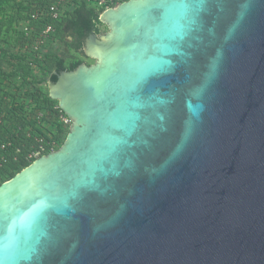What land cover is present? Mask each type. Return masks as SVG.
Masks as SVG:
<instances>
[{
  "label": "water",
  "instance_id": "95a60500",
  "mask_svg": "<svg viewBox=\"0 0 264 264\" xmlns=\"http://www.w3.org/2000/svg\"><path fill=\"white\" fill-rule=\"evenodd\" d=\"M156 3L49 77L72 123L0 184V264H264V0Z\"/></svg>",
  "mask_w": 264,
  "mask_h": 264
},
{
  "label": "trees",
  "instance_id": "16d2710c",
  "mask_svg": "<svg viewBox=\"0 0 264 264\" xmlns=\"http://www.w3.org/2000/svg\"><path fill=\"white\" fill-rule=\"evenodd\" d=\"M53 1L0 0V142L10 141L6 150L0 149V184L36 159L28 160L26 155L38 145L37 137L56 138V149L63 144L69 127L59 120L58 100L42 86L48 77L56 81V72L75 69L83 62L73 53L62 54L56 45L64 43L82 51L89 34L100 30V14L106 9L96 2L67 0L61 5L60 18L54 19L49 10ZM34 13L38 18L32 17ZM26 24L31 25L30 33L24 29ZM48 24H53L54 31L39 49L33 48ZM7 64L10 68L4 70ZM19 74L21 79L16 77ZM23 84L29 86L21 92ZM50 151L47 148L45 153Z\"/></svg>",
  "mask_w": 264,
  "mask_h": 264
},
{
  "label": "built area",
  "instance_id": "2783aa9c",
  "mask_svg": "<svg viewBox=\"0 0 264 264\" xmlns=\"http://www.w3.org/2000/svg\"><path fill=\"white\" fill-rule=\"evenodd\" d=\"M67 0H54L49 7V10L53 16L54 19H58L61 16V5ZM81 1V0H79ZM90 1L91 3H98L99 6H106V8L109 7H113L111 3H113V0H87ZM116 6V5H114ZM33 18H38V13H34L32 15ZM25 31L27 33H30L32 28L31 25L26 24L24 27ZM54 31V26L53 24H48L47 26H45V28L43 29V31L40 34V38L42 39L41 42H37L33 45V48L35 49H39L41 44L44 43V41L49 37V34ZM59 107V106H58ZM60 108V107H59ZM61 109V108H60ZM39 115L41 116L42 113L40 112ZM59 120L60 122L63 124L64 127H70L71 123H72V119L61 109V113L59 115ZM30 135V134H28ZM38 145L36 146V148L34 150H32L31 152H29L26 155V158L28 160L34 159V158H38L43 154H46V150L47 148H50L51 151L55 150L56 147L58 146V140L56 138L50 139V140H46L43 137H37L36 138ZM10 145V141H1L0 142V149L2 150H6ZM4 159V156L2 157Z\"/></svg>",
  "mask_w": 264,
  "mask_h": 264
},
{
  "label": "rangeland",
  "instance_id": "374dc122",
  "mask_svg": "<svg viewBox=\"0 0 264 264\" xmlns=\"http://www.w3.org/2000/svg\"><path fill=\"white\" fill-rule=\"evenodd\" d=\"M99 28L100 30L98 31V34L100 33H106L107 31H109V26L102 22L100 25H99ZM69 40H71V38H69ZM86 41V40H85ZM57 49L62 51V54L66 55V56H69L71 55L72 53L75 54L76 56L80 57L83 59V62L87 63V64H92L95 62V58L93 57H90L86 54L85 52V45H84V48L82 49V51H74L73 49H69L66 44L64 43H57L56 45ZM82 62V63H83ZM4 66V65H3ZM10 68L9 65L7 64L6 66L2 67L4 70H6L5 68ZM23 74H19L17 75L16 77L18 79H21ZM14 76V75H13ZM12 76V77H13ZM49 77L46 79V81L44 82V86H42L45 90H48L49 91V85L47 84V81H48ZM29 82V81H28ZM25 83V82H24ZM29 86V85H26V84H23L22 86V91L21 92H24V90L26 89V87ZM70 128V127H69Z\"/></svg>",
  "mask_w": 264,
  "mask_h": 264
},
{
  "label": "snow or ice",
  "instance_id": "6c2138e0",
  "mask_svg": "<svg viewBox=\"0 0 264 264\" xmlns=\"http://www.w3.org/2000/svg\"><path fill=\"white\" fill-rule=\"evenodd\" d=\"M165 4H166V0H157L156 5H154V7L156 8V11L158 12L159 16L163 15ZM159 16H158V18H159Z\"/></svg>",
  "mask_w": 264,
  "mask_h": 264
}]
</instances>
